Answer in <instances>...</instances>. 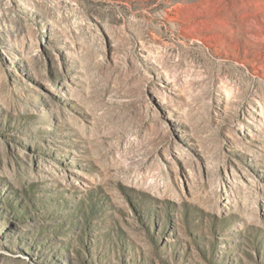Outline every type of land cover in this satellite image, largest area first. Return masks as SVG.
<instances>
[{
  "label": "rangeland",
  "instance_id": "1",
  "mask_svg": "<svg viewBox=\"0 0 264 264\" xmlns=\"http://www.w3.org/2000/svg\"><path fill=\"white\" fill-rule=\"evenodd\" d=\"M0 264H264V0H0Z\"/></svg>",
  "mask_w": 264,
  "mask_h": 264
}]
</instances>
